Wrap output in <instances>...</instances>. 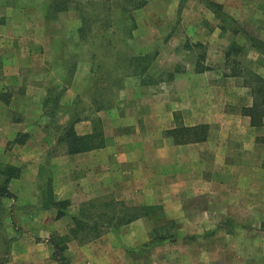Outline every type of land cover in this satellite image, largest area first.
<instances>
[{
  "label": "crops",
  "instance_id": "1",
  "mask_svg": "<svg viewBox=\"0 0 264 264\" xmlns=\"http://www.w3.org/2000/svg\"><path fill=\"white\" fill-rule=\"evenodd\" d=\"M157 1L161 0H151L133 15L149 6L156 8ZM167 1L171 2L169 14L175 15L182 0ZM196 1L207 9L210 22L223 25L210 2L235 22L237 31L227 25L215 28L220 30L217 33L243 35L242 51L246 48L245 52L256 54L251 67L242 66L238 75L227 73L223 40L219 46L208 41L204 55L192 50V60L186 66L180 64L181 53H169L170 61L163 60L162 44L132 46L130 54L153 52L151 66L171 75L167 83L161 80L159 86H149L139 75L124 71L106 74L92 68L103 58L99 50L94 56L97 44L81 39V20L73 5L47 18L50 0H34V10L29 7L17 12L25 20L22 26L10 19L6 37H0V48L7 51L0 57V165L17 167L19 172L7 183L12 197H0V217L9 227L0 264H57L49 242L52 230L67 233L66 225L78 210L74 205L102 195L131 206L163 204L174 210L171 224L177 231L172 232V239L145 247L153 249L157 264L168 258V251L175 264H227L228 254L243 263L244 250L249 248L253 256H259L253 246L259 234L247 235L246 244L230 251L224 244L193 251L192 245L183 241L195 224V213L185 211L189 196H207L211 203L203 209L219 210L204 222L210 226L253 225L254 216L259 218L264 212V120L262 125L253 126L250 117L242 113V108L253 103L244 70L264 78V56L247 39L264 40V0ZM154 12L151 9L148 14L157 16ZM58 17L65 23L62 31L69 43H63L54 30ZM28 18L34 24L30 37L24 35ZM135 22L133 34L137 38L138 18ZM2 24L0 21V31ZM204 30L207 40L212 39L215 30ZM91 32H97L96 26H91ZM143 32L152 35L160 31L149 25ZM17 51L27 56V65L17 58ZM197 65L201 71H196ZM201 124L207 126L201 141L175 143L167 134L180 126ZM70 127L77 137L91 138V148L70 152L65 141ZM3 177L0 174V181ZM48 192L55 201H67L64 214L57 216L58 208L49 204ZM50 214L55 219L52 222ZM146 220L153 222L148 233L167 222L163 215L141 216L122 225L126 231L119 238L112 230L103 240L143 245L148 240ZM179 223L185 233L179 232ZM239 231L243 232H235ZM203 237L204 233H196L188 239L192 242ZM76 241L70 240L64 251L70 261L72 247L79 258L88 251L97 257L101 249L110 251L99 238L87 245ZM202 258H207L206 263Z\"/></svg>",
  "mask_w": 264,
  "mask_h": 264
},
{
  "label": "rangeland",
  "instance_id": "2",
  "mask_svg": "<svg viewBox=\"0 0 264 264\" xmlns=\"http://www.w3.org/2000/svg\"><path fill=\"white\" fill-rule=\"evenodd\" d=\"M0 0V21H2V25L4 26L2 31H0V37H6L5 34L8 33L6 32V28L9 26L8 22L11 20H15L17 24L22 26L23 20L20 17V14L22 11H26L27 8L31 7L32 10L35 8V4L33 3L34 0ZM149 0L148 2H150ZM148 2L146 4H148ZM46 4V3H45ZM157 7L156 8H151L152 6L147 7L145 10L142 12H134V17L139 21V34L136 35L137 38H134L135 35L132 34L131 39H127L126 45H125V50L127 54L131 53V48L132 46H139V47H155L156 45H161L164 48L165 51V56L163 57V60H168L170 61V54L171 53H181L180 57V64L183 66L189 65V61L192 60V50H194V53H197L198 56L204 55L205 49H207V46H209L208 41L215 46L221 45L220 40H223L224 42L222 45L225 47L223 48L224 54H228V59L226 61V67L224 68L227 70V73H231L232 71L239 70L241 69L242 66H246V68L251 67L250 63L253 57H256V54L253 55L251 51L245 50L242 51V46L240 45L244 42L243 41V35H232L230 33H217L220 31L218 28H215L216 26L222 27L217 21L210 22L208 18L210 15H208L207 9L203 6V4L198 3L196 0H182L181 1V7L179 11L175 13V15L169 14V9L171 8V2L167 0H161L157 1ZM18 7V10L15 8ZM154 10L157 12V16L154 15L152 17V14H148V11ZM157 9V10H155ZM18 12V13H17ZM119 14V11L117 9V12ZM138 13V14H136ZM13 15V16H12ZM208 17V18H207ZM7 19V20H6ZM10 23V22H9ZM27 24H30V26H27ZM27 24L25 27H28L25 29V36H32L33 35V23L32 20L28 18ZM32 25V26H31ZM65 23L63 20H61L59 17L56 19L54 23V30L58 32L59 36H61V40L63 43H69L70 40L66 38V36L63 35V26ZM69 25V24H68ZM151 25L152 28L157 27L160 32H154L152 35L151 34H145V28ZM141 26V28H140ZM230 26L229 24L227 27ZM243 29H246L245 25H242ZM204 29H208L209 31L215 30L214 36H212V39L207 40V35L204 34L203 32L205 31ZM154 30V29H153ZM61 31V32H60ZM56 33V32H55ZM57 37V39L59 38ZM211 36V35H208ZM215 38H218L217 40ZM6 39V38H5ZM152 41V45L150 46V42ZM264 41V40H263ZM1 42V41H0ZM158 43V44H157ZM1 44H4V41H2ZM142 44V45H138ZM12 47H15L16 49L19 46H15L14 44ZM153 50V49H152ZM18 56L17 58L20 60L21 63H24L27 65L25 54H23L22 51H17ZM170 53V54H169ZM215 53V51H214ZM7 51L4 47L1 46L0 48V57L6 56ZM149 54H153V52H149ZM223 54V55H224ZM224 59V58H223ZM261 59V58H260ZM224 64V63H223ZM263 64V61L262 63ZM25 69L27 66H24ZM150 69L145 71L144 73V78L145 79H158L156 83H149V86H154V85H160L161 82L167 83L168 82V75H166V72H161L154 66H150ZM54 70L57 69V67H53ZM162 80V81H161ZM161 81V82H160ZM162 84V83H161ZM7 94V92L5 93ZM6 98V97H5ZM170 136V135H168ZM172 137V136H170ZM10 145V144H9ZM8 148H12V146H9ZM186 199V198H185ZM108 200H113L119 203H123V205L126 207L131 206L129 203L125 202L124 200L121 199H115L111 198L109 196H98L95 198H89L86 199L83 202H89L92 201L95 205L101 204L103 201H108ZM209 198L204 195H196V196H189L188 201H185V205L188 206V208L185 210L186 212H191L195 213V224L194 226H191L192 229L191 231H187L185 235L186 240H183L184 242L190 243L191 249L193 251H196L200 246H207L216 244H224L227 248H229L228 251L232 249H237L239 246L244 245L247 243V235H254L259 234V236L256 237L253 241V246L257 248L256 253L259 255L258 257L253 256V253L251 251V248L245 249L244 254L242 257V262L241 263V258L237 257L232 258L231 254H228V258L226 259L227 264H264V231L262 230V224H264V212L260 214V217L258 218L257 216H254L253 221H256L253 225H245V226H230V225H216V226H210L207 224H204V222L207 221V217L209 214L213 213H219V210H207L205 211L203 209L204 206L209 205ZM212 203L213 200H212ZM79 204L81 202L75 204V209L79 208ZM158 208V214H161L164 216V219H167V223L161 228V233L164 235H169L170 233L177 231V227L174 226V228L171 225V213L174 211L172 208L169 207V209L165 208L163 204L157 205ZM186 206V207H187ZM211 206V205H210ZM75 210V211H76ZM154 210V209H153ZM119 211H124V213L127 214H132L134 213L133 210L131 211H125L123 210L122 206L119 204ZM155 212V210L153 211ZM207 213V214H205ZM49 222L54 221L55 219L53 218V215L50 214L48 216ZM258 221V222H257ZM116 221H112L108 224V226H105L101 229V235L97 238H92L91 235L84 236V241H76V243L81 244V245H87L91 241L94 242L93 240L95 239H101V241H105V245L107 247H110V251H107V248L101 249L100 256L97 257L93 255L91 251L85 252L83 256L80 258V256L77 252L74 251L75 247H72L74 249H71V264H157L154 256H152V251L148 250L147 248L145 249L143 247L144 244L149 243L151 241V238L154 237V232L152 233L148 230H150L153 227V222L146 220L145 221V227L147 228V235H148V240L146 243L142 244H136L134 246H125L121 242L118 241H110L103 240L105 239L104 235L111 232H114L116 237L119 238L123 233L126 231V226L123 227L122 225L118 227H113L112 225H115ZM260 227H259V225ZM68 224L66 225V227ZM183 225L179 223V232L185 233L182 230ZM8 225L7 221L5 219L3 220L0 217V262H2V252L5 251L6 245H7V234H8ZM21 229H24L21 227ZM154 229V228H153ZM152 229V230H153ZM242 230L243 232L239 231L236 233L235 231L237 230ZM258 229H261L262 232H259ZM52 232H59L56 228L52 230ZM51 232V233H52ZM151 233V234H150ZM196 233H204L205 238H207L209 241H206L205 238L203 237L199 241H192L189 242V236L195 235ZM243 233V234H241ZM215 235H217L215 237ZM228 235V238L225 236ZM210 237V239H209ZM225 237V238H223ZM73 240V239H71ZM70 241V240H69ZM68 241V242H69ZM67 242V243H68ZM181 242V241H179ZM95 243V242H94ZM75 244V243H74ZM69 246V243H68ZM90 246V245H88ZM241 248V247H240ZM112 249V250H111ZM95 254V253H94ZM194 254V252H193ZM167 259L165 261L161 262L160 264H175L173 262V258L170 256V251H168L167 254ZM203 261L206 263L207 258H202ZM190 261V259L188 258ZM70 261V262H71ZM238 262V263H237ZM187 263V262H186ZM182 264V262H181Z\"/></svg>",
  "mask_w": 264,
  "mask_h": 264
},
{
  "label": "trees",
  "instance_id": "3",
  "mask_svg": "<svg viewBox=\"0 0 264 264\" xmlns=\"http://www.w3.org/2000/svg\"><path fill=\"white\" fill-rule=\"evenodd\" d=\"M149 0H50L45 10L47 18H52L56 13L73 5L78 11L81 26L79 34L82 40H89L92 44H97L94 56L99 54L103 58L100 64L95 68L106 72L115 71L117 73L126 72L132 75L143 77V84L156 83L158 79H145L144 73L151 66L154 54L134 55L124 52L127 39L132 38L133 30L136 28V22L133 11L146 5ZM209 4V3H208ZM209 6H213L219 15V19L225 25H230L228 28H234L235 22L226 18L221 14L220 6L210 2ZM119 11V14L115 13ZM220 12V13H219ZM96 26L97 32H91V26ZM238 30H243L242 28ZM234 31H237L234 28ZM248 41L254 46L258 52L264 56V41L255 37H247ZM127 46V45H126ZM264 66V63H263ZM196 71H201L197 65ZM239 70L232 71L231 74L238 75ZM246 74V85L251 89L253 103L248 108H242V113L250 117V123L253 126H260L264 120V78L253 73L252 71L244 70ZM171 75H168L170 79ZM102 79V78H101ZM104 79V78H103ZM105 80V79H104ZM102 94V93H101ZM104 94L98 97L99 103L104 98ZM100 99L102 101H100ZM97 103V104H99ZM100 105V104H99ZM168 135L172 136L175 143H189L204 140L207 134L206 125H197L193 127L180 126L174 130L168 131ZM86 136L77 137L74 131L68 128L65 141L70 152H79L87 148H91L90 140ZM19 169L14 166L0 165V174L4 177L0 181V197H12L11 192L7 189V183L10 178L17 175ZM49 204L58 208L57 216L64 214L67 206V201L53 200L51 192L47 194ZM119 204L123 210L131 211L132 214H125L124 211H119ZM158 206H124L113 200L103 201L99 205H95L92 201L83 202L80 204L77 213L71 217V222L67 226V233L61 234L53 232L49 238V242L53 248L52 258L57 264H71L70 259L65 256L64 251L67 247V242L71 239L84 241V236L91 235L97 238L101 235V229L112 221H116L113 227L127 224L141 216H161L158 214ZM155 212H153L154 210ZM167 223V222H166ZM165 225V224H164ZM163 225V226H164ZM172 225V224H171ZM154 228V237L149 243L143 247H150L157 240L172 239L173 234L164 235L161 233V228ZM174 228V226L172 225ZM264 231V224H262ZM151 231V233H152ZM150 233V234H151ZM150 245V246H149Z\"/></svg>",
  "mask_w": 264,
  "mask_h": 264
}]
</instances>
